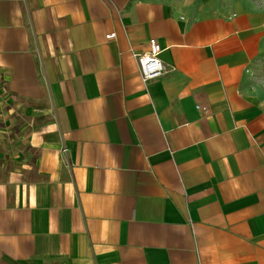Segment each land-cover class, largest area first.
<instances>
[{
    "label": "crops",
    "instance_id": "obj_1",
    "mask_svg": "<svg viewBox=\"0 0 264 264\" xmlns=\"http://www.w3.org/2000/svg\"><path fill=\"white\" fill-rule=\"evenodd\" d=\"M228 5L0 0V264H264V0Z\"/></svg>",
    "mask_w": 264,
    "mask_h": 264
},
{
    "label": "built area",
    "instance_id": "obj_2",
    "mask_svg": "<svg viewBox=\"0 0 264 264\" xmlns=\"http://www.w3.org/2000/svg\"><path fill=\"white\" fill-rule=\"evenodd\" d=\"M115 33L109 35L114 38ZM164 48L156 38L150 39V48L144 52H134V56L138 63L141 78L144 83L152 79L159 78L168 72V68L161 58ZM198 109L207 110V107L198 105Z\"/></svg>",
    "mask_w": 264,
    "mask_h": 264
},
{
    "label": "rangeland",
    "instance_id": "obj_3",
    "mask_svg": "<svg viewBox=\"0 0 264 264\" xmlns=\"http://www.w3.org/2000/svg\"><path fill=\"white\" fill-rule=\"evenodd\" d=\"M172 1H176L179 4H184V3H188V1L190 0H172ZM201 2L203 3L208 2L212 9L215 8L216 11H218L223 8H228L229 7L228 4L231 5L232 0H201ZM250 80L251 81L248 84L249 91L253 93L256 97H258V99H260L262 102H264V54L260 56V58L255 62L251 71Z\"/></svg>",
    "mask_w": 264,
    "mask_h": 264
}]
</instances>
